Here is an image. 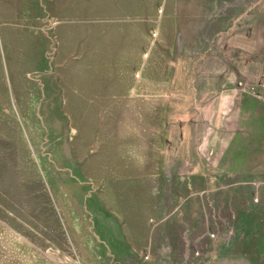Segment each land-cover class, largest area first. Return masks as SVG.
Masks as SVG:
<instances>
[{"label": "rangeland", "instance_id": "374dc122", "mask_svg": "<svg viewBox=\"0 0 264 264\" xmlns=\"http://www.w3.org/2000/svg\"><path fill=\"white\" fill-rule=\"evenodd\" d=\"M223 82L264 0H0V264H264L263 185L191 136Z\"/></svg>", "mask_w": 264, "mask_h": 264}, {"label": "crops", "instance_id": "0c3cea01", "mask_svg": "<svg viewBox=\"0 0 264 264\" xmlns=\"http://www.w3.org/2000/svg\"><path fill=\"white\" fill-rule=\"evenodd\" d=\"M261 44L258 41L246 43L242 49L243 71L251 62L250 57L261 49ZM169 71L175 72L176 68ZM63 84V94L67 98V94L70 95L71 92L66 90L65 80ZM164 84L161 97L165 106L167 80ZM220 87L221 90L203 106L197 119L191 122V136L197 140V146L201 144L202 149L210 150L216 164L223 162L222 167L230 179L237 180L240 184L256 182L257 186L259 183L260 188L261 185L264 188V85L250 90L247 85L223 82ZM197 96L192 93L190 100H197ZM163 119L160 137L164 148L167 118ZM97 137L98 133H95L96 141ZM257 191L264 193L262 189Z\"/></svg>", "mask_w": 264, "mask_h": 264}]
</instances>
